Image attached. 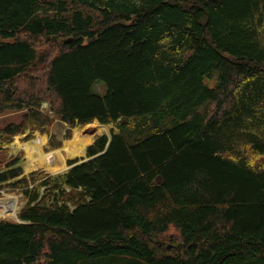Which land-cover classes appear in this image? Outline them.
<instances>
[{"label":"trees","instance_id":"1","mask_svg":"<svg viewBox=\"0 0 264 264\" xmlns=\"http://www.w3.org/2000/svg\"><path fill=\"white\" fill-rule=\"evenodd\" d=\"M45 102L119 131L25 175L9 146L50 131ZM8 112L0 189L26 204L0 264H264V0H0Z\"/></svg>","mask_w":264,"mask_h":264},{"label":"rangeland","instance_id":"2","mask_svg":"<svg viewBox=\"0 0 264 264\" xmlns=\"http://www.w3.org/2000/svg\"><path fill=\"white\" fill-rule=\"evenodd\" d=\"M96 89L98 91H103L102 86H97ZM24 114L25 112H8L1 115L0 128L6 126L9 123H20ZM41 114L53 121V124L49 127L50 131L42 133L34 132L32 134L31 130H27L23 135L15 137L13 142L9 146L10 156L19 158L21 160V166L24 170L25 175H28L33 171H44L52 176L64 174L66 173L68 168H70V166L68 165L69 161L77 160L79 161L78 165H80L88 160L85 159L87 148L93 144L96 138L103 135H106L110 138L113 129L119 131L114 125H102L98 121H94L92 124L84 127L78 126L74 129H69V127L65 123H62L52 113V108L50 107V104L48 102L44 103ZM121 124L125 123L123 122ZM131 126L134 127L135 124H131ZM78 132L81 133L83 137H87L90 140L86 145L84 153L82 155L71 157L67 152L64 151V148L68 143L73 141L75 135ZM42 137H46V142L41 147L43 154H50L52 152L56 153L57 151L61 152V154L55 155V162L60 166V170L58 172L48 170L46 167H33L31 162L29 161L25 148L27 146H34L35 142ZM102 154L103 153L99 154L98 156ZM60 155L62 156V160H60L59 158ZM25 204L26 202L21 195L10 190L0 189V220L18 222V213L25 206ZM156 242L157 246H159L160 248H164L165 250L170 251L171 249L178 246V244L180 243V239L176 231L171 229L168 234L158 237Z\"/></svg>","mask_w":264,"mask_h":264},{"label":"bare ground","instance_id":"3","mask_svg":"<svg viewBox=\"0 0 264 264\" xmlns=\"http://www.w3.org/2000/svg\"><path fill=\"white\" fill-rule=\"evenodd\" d=\"M89 140H90L89 138L83 137L81 133L78 132L75 135L73 141H71L66 145L64 151L67 152L71 157L82 155ZM45 142H46V137H42L35 142L34 146H27L25 148L29 161L31 162L33 167H46L48 170H51L53 172H58L60 170V166L57 165L55 162V155L61 154V152L57 151L56 153L52 152L50 154H43L41 147L45 144ZM59 158L60 160H62L61 155L59 156ZM13 210H14V205H13Z\"/></svg>","mask_w":264,"mask_h":264},{"label":"water","instance_id":"4","mask_svg":"<svg viewBox=\"0 0 264 264\" xmlns=\"http://www.w3.org/2000/svg\"><path fill=\"white\" fill-rule=\"evenodd\" d=\"M103 153H105V152H103ZM76 165H78V164H76ZM76 165H74V166H72V167H70V168H68V170L67 171H69L70 169H72L73 167H75ZM66 171V172H67Z\"/></svg>","mask_w":264,"mask_h":264}]
</instances>
